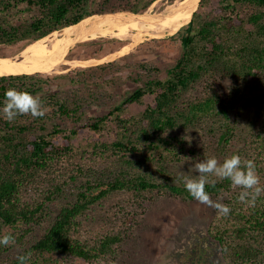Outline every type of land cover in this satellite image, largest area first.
<instances>
[{
	"label": "trees",
	"instance_id": "obj_1",
	"mask_svg": "<svg viewBox=\"0 0 264 264\" xmlns=\"http://www.w3.org/2000/svg\"><path fill=\"white\" fill-rule=\"evenodd\" d=\"M207 2L202 0L204 7ZM89 3L0 0V45L20 44L21 52L46 35L104 11L90 10ZM211 3L202 14L195 12L187 26L172 36L181 42L180 54L175 65L168 68L166 79L149 76L141 80L108 113L85 124L98 131L102 123L112 119L120 130L119 140L95 144V154L98 152L103 160L111 158L110 166L96 169L91 165L92 169L86 171L79 162L77 172L66 178L53 174L61 159L79 155L84 161L85 153L73 144V136L83 127H62L61 122L81 120L85 98L69 96L61 86H53V77L40 72L0 76L2 264L102 261L112 256L121 238L109 233L99 235L92 243L83 240V222L93 208L116 194L125 192L138 198L156 190L187 199L227 194V207L214 231L207 232L212 254L219 251V264H264V95L257 125L241 143L238 122L232 118L237 115L233 113L237 98H223L216 90L197 98L186 96L207 74H237L246 80L255 75L264 78V0ZM235 39L238 46L232 42ZM115 63L96 69L105 70ZM55 78L76 82L71 74ZM147 94L154 95V102L139 119L131 122L122 117L126 107ZM209 119L221 122L217 126V122L211 123L210 129L217 147L228 155V169L216 180L195 185L177 180L170 172L166 174L165 161L169 157L173 161L186 157V138L178 136L176 130ZM157 155L160 157L155 158ZM153 157L161 165L158 170L148 167ZM158 172L166 177L160 179ZM29 186L39 191L38 196L26 197ZM6 227L16 232H2ZM13 248L19 250L17 255L2 259ZM208 255L200 249L188 264H205Z\"/></svg>",
	"mask_w": 264,
	"mask_h": 264
},
{
	"label": "rangeland",
	"instance_id": "obj_2",
	"mask_svg": "<svg viewBox=\"0 0 264 264\" xmlns=\"http://www.w3.org/2000/svg\"><path fill=\"white\" fill-rule=\"evenodd\" d=\"M152 1L90 0L89 9L97 11L104 9L103 12L96 13L145 12L141 16H136L140 18L144 16L145 19L148 15L151 18L156 17V21L163 16L164 23L179 19L187 9L185 0ZM212 1L205 3V7L201 2L196 12L202 14L208 9V4L212 5ZM175 5H179L175 13L166 12ZM155 13L159 14L155 15ZM231 16L235 18V14L231 13ZM117 23L127 26L124 23ZM194 27L196 31L197 25ZM74 34L70 33L67 37ZM176 34L177 32L161 38H146L128 52L109 59L105 57L120 49L129 39L91 34L77 44H73L63 52L64 54L62 53L61 59L56 60L77 59L83 61L82 63L64 64L59 70L49 69L40 72L53 77V86L59 88L61 86L69 96L77 94L79 98H85L86 102L81 120L65 119L61 122L62 127H83L81 132L73 136V144L77 151L85 153L84 161H81L79 155L77 158L61 159L55 166L53 174H60L61 178H66L77 172L75 170H78L79 162L83 163V169L86 171L92 169L91 165L98 169L112 164L111 158L103 160L94 150L95 144L111 143L120 139V130L116 128L114 120L110 119L102 123L98 131L85 124L108 113L149 76L166 79L168 68L175 65L180 54L181 42L172 37ZM92 39L95 41L91 42ZM232 42L238 46L236 39ZM20 46V44H1L0 61L9 63L15 61L17 57L20 59L22 52ZM112 62L116 63L105 70L96 69V66ZM65 74H71L76 79L75 84H71L68 79L55 78L56 75ZM258 76H251L246 80L245 77L237 74H207L186 96L197 98L216 90L223 98L228 99L230 95L237 98V100L233 99L235 105L233 113L237 115L234 117L232 115V118L238 122V138L240 137L238 142L241 143L257 125V114L261 97L264 95V78ZM153 102L154 95L147 94L140 102L126 107L121 115L132 122L134 119H139L144 109ZM215 122L217 121L209 119L207 122L182 125L176 130L178 136L186 138V157L179 161H173L169 157L165 161L168 168L166 174L170 172L171 175L178 177L177 180L182 179L186 184L195 185L216 180L228 169L226 163L228 155L217 147V139L210 129L211 123L215 124ZM219 123L221 122L218 121L216 126ZM48 125L51 127L53 123L50 121ZM158 157L160 156H155ZM147 164L153 170H158L161 166L154 157ZM156 174L160 176L161 172ZM164 177L166 176L161 175L160 179ZM26 192V197L31 198L38 196L39 191L29 186ZM228 199L227 194L187 199L157 190L138 198L125 192L116 194L111 200L96 205L84 220L81 229L83 240L90 243L99 235L110 233L120 236L121 240L114 245L112 256L98 262L75 259L64 264H188L193 262L195 254L200 249H204L209 254L205 264H219V251L215 250L212 254L209 248L212 241L208 238L207 232L214 231V226L227 207ZM57 207L58 205H55L56 209ZM6 231L16 232L9 227L4 228L2 232ZM18 252L17 248H13L3 254L2 259L7 261L10 257L14 258Z\"/></svg>",
	"mask_w": 264,
	"mask_h": 264
},
{
	"label": "bare ground",
	"instance_id": "obj_3",
	"mask_svg": "<svg viewBox=\"0 0 264 264\" xmlns=\"http://www.w3.org/2000/svg\"><path fill=\"white\" fill-rule=\"evenodd\" d=\"M185 1L187 8L185 13L179 19H173L166 23H164L165 17L163 16L157 21L156 17L151 18L148 15L145 19L144 16L141 18L135 16H141L143 13H118L84 18L75 25L64 27L60 33L56 31L57 33L46 35L30 43L21 52L20 59L17 57L15 61L9 63L0 61V76L18 75L27 72L30 73V71L43 72L49 69L55 71L59 70L64 64L74 65L82 63L83 61L77 59L56 61V58L73 44L91 34H98L100 36L110 35L116 36L119 39H129V41L123 42L124 44L120 49L108 54L105 59L128 52L146 38H161L167 34H174L190 21L199 0ZM178 8L179 5H175L170 8V11L166 10V12L175 13ZM157 14L159 13H155V15ZM117 22L127 24V26L119 25ZM70 33L75 34L67 37Z\"/></svg>",
	"mask_w": 264,
	"mask_h": 264
},
{
	"label": "water",
	"instance_id": "obj_4",
	"mask_svg": "<svg viewBox=\"0 0 264 264\" xmlns=\"http://www.w3.org/2000/svg\"><path fill=\"white\" fill-rule=\"evenodd\" d=\"M201 2H202V0H199V1L197 2L196 7H195V10H194L193 13H192V17H191L190 21L192 20V18H193V16H194V13H195V12L197 11V9L199 8ZM118 13L141 14V13H137V12L120 11V12L96 13V14L88 15L87 17H92V16H103V15H108V14H118ZM143 13H144V12H143ZM87 17H85V18H87ZM83 19H84V18H83ZM83 19H82V20H83ZM82 20H80L79 22H81ZM190 21H189V22H190ZM79 22H78V23H79ZM189 22H188V23H189ZM188 23H186V24H188ZM76 24H77V23H76ZM186 24H185V25H186ZM73 25H75V24H73ZM183 26H184V25H183ZM183 26H182V27H183ZM66 27H67V26H66ZM182 27H181V28H182ZM181 28H180V29H181ZM180 29H179V30H180ZM179 30H178V31H179ZM77 43H78V42H76L75 44H77ZM75 44H74V45H75ZM24 74H29V73H23V74H18V75H24ZM12 75H14V74H12Z\"/></svg>",
	"mask_w": 264,
	"mask_h": 264
}]
</instances>
